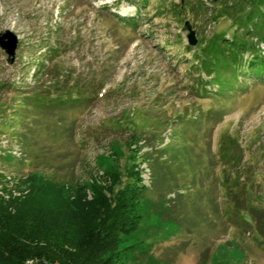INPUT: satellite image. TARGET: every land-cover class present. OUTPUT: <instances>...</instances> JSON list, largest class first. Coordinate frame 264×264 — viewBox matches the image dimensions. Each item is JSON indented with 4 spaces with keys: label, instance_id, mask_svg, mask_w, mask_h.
I'll use <instances>...</instances> for the list:
<instances>
[{
    "label": "rangeland",
    "instance_id": "1",
    "mask_svg": "<svg viewBox=\"0 0 264 264\" xmlns=\"http://www.w3.org/2000/svg\"><path fill=\"white\" fill-rule=\"evenodd\" d=\"M234 7L249 5L0 0V33L17 40L12 63L0 48V195L27 192L28 174L63 194L87 184L91 196V182L116 173V191L135 164L147 199L116 246L119 264H264V77L238 73L217 92L194 56L217 33L245 36L264 56ZM149 155L167 164L159 187ZM159 199L174 217H161Z\"/></svg>",
    "mask_w": 264,
    "mask_h": 264
},
{
    "label": "trees",
    "instance_id": "2",
    "mask_svg": "<svg viewBox=\"0 0 264 264\" xmlns=\"http://www.w3.org/2000/svg\"><path fill=\"white\" fill-rule=\"evenodd\" d=\"M245 1L249 8L234 7L235 15L231 19L239 27H245L247 35L264 42L261 10L264 0ZM121 19L130 23L135 20ZM247 40L233 34L228 41L222 33H217L194 55L200 59V69L212 75L218 85L217 92L228 90L232 85L227 82L238 73L244 77H264V56L254 42ZM249 51L250 55L244 59L243 54ZM205 82H201L203 89ZM144 159L150 166L153 187L161 186L167 164L150 155ZM106 174L104 184L90 183L91 196L87 195V184H78L63 194L62 183L34 174L22 179L31 185L27 192L13 195L4 187L8 196L0 195V264H119L116 246L121 236L139 226L140 204L147 199V187L142 184L135 164L126 170L127 181L116 191L119 175ZM159 200L154 207L160 210L161 217H174ZM239 206L235 204L236 209L246 210L245 214H257L254 205Z\"/></svg>",
    "mask_w": 264,
    "mask_h": 264
},
{
    "label": "water",
    "instance_id": "3",
    "mask_svg": "<svg viewBox=\"0 0 264 264\" xmlns=\"http://www.w3.org/2000/svg\"><path fill=\"white\" fill-rule=\"evenodd\" d=\"M188 30L187 39L189 45H194L196 43L195 33L191 29L188 22L185 23ZM17 47L16 37L9 31L0 33V48L7 54V59L9 63H12L15 57V50Z\"/></svg>",
    "mask_w": 264,
    "mask_h": 264
}]
</instances>
